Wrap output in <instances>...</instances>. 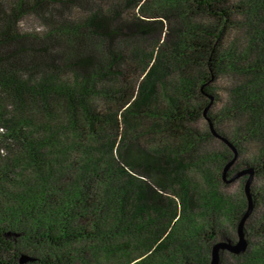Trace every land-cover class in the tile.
Instances as JSON below:
<instances>
[{
    "label": "trees",
    "instance_id": "16d2710c",
    "mask_svg": "<svg viewBox=\"0 0 264 264\" xmlns=\"http://www.w3.org/2000/svg\"><path fill=\"white\" fill-rule=\"evenodd\" d=\"M251 167L220 264H264V0H0V264H210Z\"/></svg>",
    "mask_w": 264,
    "mask_h": 264
},
{
    "label": "water",
    "instance_id": "95a60500",
    "mask_svg": "<svg viewBox=\"0 0 264 264\" xmlns=\"http://www.w3.org/2000/svg\"><path fill=\"white\" fill-rule=\"evenodd\" d=\"M216 136L217 134L214 133ZM229 146L230 148L233 150L234 152V158L233 160L227 165L226 169H225V175L227 174L228 170L230 169V167L233 166V164L236 162L237 157H238V153L237 150L231 145L229 144V142L227 140H224ZM247 177V181L245 183V194L247 196L248 199V210L246 212V214L243 216L242 220L239 223L238 226V240L236 242H228V241H220L217 242L214 246H213V250H212V258H211V263L210 264H220L221 261V252L226 251L230 254L233 255H240L244 252L247 251L248 249V240L246 238V234H245V224L246 221L248 220V218L251 216V214L253 213L254 210V200H253V195L251 192V187H252V183L254 181L255 178V170L251 167V168H247L245 170H243L241 173H239L238 175L234 176L230 182L241 178V177ZM29 259L27 257H22L20 259V263H25L27 262Z\"/></svg>",
    "mask_w": 264,
    "mask_h": 264
}]
</instances>
